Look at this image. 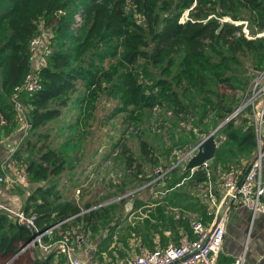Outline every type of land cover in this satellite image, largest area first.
<instances>
[{
	"label": "trees",
	"instance_id": "trees-1",
	"mask_svg": "<svg viewBox=\"0 0 264 264\" xmlns=\"http://www.w3.org/2000/svg\"><path fill=\"white\" fill-rule=\"evenodd\" d=\"M185 11L188 19L181 22ZM76 13L81 14L82 24L74 32ZM244 20L250 33H264V0H0V112L8 119L2 130L10 133L16 126L14 94L25 102L29 126L12 156L23 162L27 182L34 184L22 205L36 215L39 229L87 209L72 220L94 235L98 221L110 213V208H90L91 198L80 202L79 194H71V188L61 184L67 170L64 183L87 188L74 176L69 149L78 150L84 135L79 128L92 116L90 110L100 96L117 97L120 106L139 114L164 103L175 119L191 114L199 126L209 117L216 126L234 113L240 104L238 92L250 76L264 70V36L247 37L243 24L235 23ZM42 26L50 30L53 50L38 72L41 88L31 94L15 92L30 67V40ZM150 66L160 73L155 75ZM249 110L237 113L215 133L213 159L235 163L255 152ZM147 144L139 140V153L156 165L158 158L148 156ZM126 156L128 165L136 159L131 150ZM253 158L240 165L246 167ZM263 171L264 155V181ZM189 172L190 180L207 177L204 165L176 172L167 184L153 190L151 202L165 201L167 190ZM155 173L151 183L163 182L162 170ZM216 190L219 201L220 184ZM202 216L209 224L213 215ZM183 229L195 236L191 227ZM113 231L96 237L93 256L101 262L104 255L114 261L122 254L124 246L112 240ZM31 237L29 227L17 225L0 211V264L67 263L54 260L56 255L64 256L61 252L44 253L35 245L18 253Z\"/></svg>",
	"mask_w": 264,
	"mask_h": 264
},
{
	"label": "rangeland",
	"instance_id": "rangeland-1",
	"mask_svg": "<svg viewBox=\"0 0 264 264\" xmlns=\"http://www.w3.org/2000/svg\"><path fill=\"white\" fill-rule=\"evenodd\" d=\"M185 19H188V11L180 17L182 21ZM235 23L243 24L242 31L247 30V37L264 36L262 32L250 33L245 20ZM38 34L43 37L46 44L53 47L48 28L42 26ZM149 70L155 75L160 73L157 67L150 66ZM251 77L245 88L238 92V97H240L238 107L242 106L246 100ZM99 98L94 102V108L90 110L92 116L79 128V134L84 135L81 136L78 150L69 147L70 162L76 173L74 176L76 180L80 178L81 181L84 180L83 185L87 188L85 190L79 188L80 190L77 191V188L68 185L69 182L65 184L64 180L68 176L67 170L64 171L65 178L61 179V184L65 189L67 188L66 190L68 187L71 188V194H79L80 202L91 198L90 208H110L109 215L98 221L94 235L89 229L84 228L86 240L89 242L98 234L104 235L114 230L112 240L118 242V246L121 244L124 246L122 254L119 252L121 260L138 253L144 247L151 248L169 241H178L184 232L183 227H186V231L190 229V223L197 215H206V213L213 215L210 197L213 196L217 200L215 192L226 172L241 166L240 164L254 157L258 151L257 144L255 152L250 157L243 155L235 163L224 162L222 159L215 160L213 156L204 165L207 169L205 180H190L191 173L189 172L179 183L167 190L165 201L161 199L157 204L151 202V195H156L153 190L163 183L167 184V180H170L176 172L188 170L185 169V164L188 157L195 152L196 140L200 141L226 119L214 126L209 117L199 126L195 124L196 117L191 114L184 119L183 117L175 119L164 103L149 110L144 109L139 114L129 110L127 106L124 108L120 106L123 104L117 97L107 98L102 95ZM12 99L15 101L16 116L20 120H16V129L26 131L29 125L25 124V120L22 119L17 109L20 105L27 120L25 102L23 99L17 100L14 94L11 95ZM247 115L250 116V112H247ZM236 123L239 121L237 120ZM204 129L206 132L202 133ZM56 133L61 132L57 130ZM65 133L67 134V132H62V135ZM57 139L63 140L61 137ZM140 139L147 141L148 156L158 158V164L154 165L141 152L139 153ZM129 150L136 157L131 165H128L129 158L126 156ZM16 162L18 167H20L19 163H23L17 159ZM156 169L162 170L163 175L165 174L164 180L156 183L157 177H155L156 181L151 183L154 179L150 180V178L156 175ZM171 170L174 172L170 173ZM151 184L154 185L150 188ZM20 185L25 187L24 192H20L21 201H24L33 183L19 182L11 188H6V195L14 194L16 186ZM184 192L188 195H180ZM159 205L160 207H157ZM8 216L11 218V215L8 214ZM228 217L230 218V215ZM246 228V233H248L250 224ZM132 237L134 241L130 243ZM75 255L85 257L81 247L76 249ZM107 257L104 255V258ZM60 258L66 260L65 255H56L54 260Z\"/></svg>",
	"mask_w": 264,
	"mask_h": 264
},
{
	"label": "built area",
	"instance_id": "built-area-1",
	"mask_svg": "<svg viewBox=\"0 0 264 264\" xmlns=\"http://www.w3.org/2000/svg\"><path fill=\"white\" fill-rule=\"evenodd\" d=\"M180 21L183 22L182 20ZM81 24V14L76 13L72 26L73 31L76 32ZM244 33L247 36L246 29ZM29 46L30 67L22 84L15 88V92L24 90L31 94L41 88L38 72L40 68L47 64V56L53 50V47L46 44L43 37L39 34L31 38ZM245 107L250 109L258 151L246 167L239 166L226 172L220 182L222 188L220 201L215 200L210 195L211 211L213 213L210 223L205 224L200 214L190 223L192 232L195 234L194 237H190L188 233L183 232L177 242L169 241L166 245L156 246L153 249L142 248L138 253L118 263L101 262L87 255L85 257L75 255L76 249L81 247L87 240L85 230L74 223L72 218L87 209L57 220L41 230L36 226V215L34 213L26 212L23 205L16 206L0 196V211L11 215L14 222L28 224L35 230L34 235L18 253L31 245H35L44 253L52 250L63 253L66 256V264H219L218 256L223 246L227 211L220 217L214 227H212V223L223 198L236 188L238 179H241V181L236 193L233 195L234 200L244 205L252 214L264 213V181L262 179V157L264 155V70L258 71L251 78L246 100L240 106V110ZM17 109L21 117H23L22 119L25 120L26 125H28L20 105ZM168 112L171 113L170 111ZM7 124V117L0 112V132ZM15 164L12 171H6L0 165L2 167L0 169V183H4L6 188H11L19 182L28 181L27 171L23 164L19 163L20 167H18L16 160ZM206 164L207 162L203 165ZM79 190L77 188V191ZM45 237L47 238L45 239ZM242 262L243 257L238 256L232 264H242Z\"/></svg>",
	"mask_w": 264,
	"mask_h": 264
},
{
	"label": "crops",
	"instance_id": "crops-1",
	"mask_svg": "<svg viewBox=\"0 0 264 264\" xmlns=\"http://www.w3.org/2000/svg\"><path fill=\"white\" fill-rule=\"evenodd\" d=\"M17 119L19 120L18 117L16 120ZM16 127L17 126H15L10 133L5 131V129L0 132V165H2L6 171H12V168L15 167L16 159L12 154L26 133L24 129L19 130L16 129ZM0 169H2V167H0ZM24 188L25 187L21 185L16 186V192L7 196L5 191L7 189L4 183H0V196L13 204L22 205L23 200L21 201L20 192H24ZM227 212L230 218L227 216L223 246L218 256V263L232 264L236 257L242 256V264H264V213L252 214L244 205L236 200H234ZM248 224H250V230L246 233V226ZM133 239L134 237L131 238L130 243L134 241ZM96 242L97 238L95 237L89 242L86 241L83 243L81 245L82 253L94 258L93 254L95 253ZM117 257L118 258H115L114 261L105 258L104 262L118 263L121 259L119 256ZM94 259L97 260V258Z\"/></svg>",
	"mask_w": 264,
	"mask_h": 264
},
{
	"label": "water",
	"instance_id": "water-1",
	"mask_svg": "<svg viewBox=\"0 0 264 264\" xmlns=\"http://www.w3.org/2000/svg\"><path fill=\"white\" fill-rule=\"evenodd\" d=\"M240 110V107H238L233 114H231L223 123H221L216 129H214L212 132H210L208 135H206L204 138H202L195 146V152L191 154L187 162L185 164V169H194L198 166L203 165L205 162H207L209 159H211L216 151L217 143L215 141V133L222 127V125L227 122L230 118L235 116V114ZM29 124V122H27ZM241 179H238L236 188L232 190L231 193L227 194L217 211V214L215 216V219L213 220L212 227H214L217 223V221L220 219V217L229 209V207L234 202L233 195L236 193V189L240 184ZM17 225L20 226H26L29 227L32 231V235H34L35 230L32 226L28 224H20L18 222H15Z\"/></svg>",
	"mask_w": 264,
	"mask_h": 264
}]
</instances>
